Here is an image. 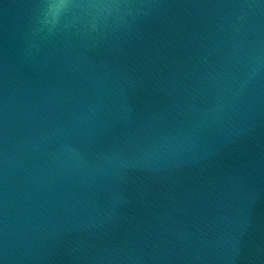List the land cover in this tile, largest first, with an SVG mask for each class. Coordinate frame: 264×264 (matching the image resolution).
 Returning a JSON list of instances; mask_svg holds the SVG:
<instances>
[{
	"label": "water",
	"instance_id": "1",
	"mask_svg": "<svg viewBox=\"0 0 264 264\" xmlns=\"http://www.w3.org/2000/svg\"><path fill=\"white\" fill-rule=\"evenodd\" d=\"M0 264H264V0H0Z\"/></svg>",
	"mask_w": 264,
	"mask_h": 264
}]
</instances>
